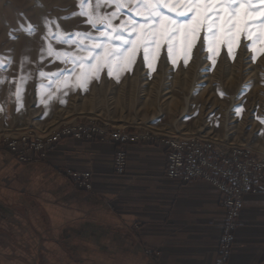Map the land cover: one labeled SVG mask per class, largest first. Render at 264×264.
<instances>
[{"label":"rangeland","instance_id":"obj_1","mask_svg":"<svg viewBox=\"0 0 264 264\" xmlns=\"http://www.w3.org/2000/svg\"><path fill=\"white\" fill-rule=\"evenodd\" d=\"M97 2L0 0V136L43 133L64 122L100 118L130 130L214 136L264 153V27L257 25L252 33V50L243 33L234 58L222 46L214 67L207 59L211 54L198 43L186 65L182 53L173 65L162 49L154 71L138 55L130 70L105 67L95 79L88 63L82 68L73 63L87 55L79 44L93 42L85 34L103 30L90 17L110 19L113 27L128 16L138 18L127 8L111 16L117 12L115 4L104 6L100 0L97 7ZM254 18L259 20L260 13ZM1 149L8 152L0 138ZM54 247L47 260L43 241L36 239L34 261L16 262L12 240L0 232L5 257L0 264H93L83 256H78L82 263L61 261ZM66 252L71 258L73 252Z\"/></svg>","mask_w":264,"mask_h":264},{"label":"crops","instance_id":"obj_2","mask_svg":"<svg viewBox=\"0 0 264 264\" xmlns=\"http://www.w3.org/2000/svg\"><path fill=\"white\" fill-rule=\"evenodd\" d=\"M115 150L109 140L64 139L28 164L0 150V232L17 250L14 261L33 262L40 239L47 260L55 246L61 261L77 263L216 264L225 219L217 189L167 178L160 141L128 145L123 175ZM68 170L91 171L93 190L80 189ZM229 264H264V190L244 198Z\"/></svg>","mask_w":264,"mask_h":264},{"label":"built area","instance_id":"obj_3","mask_svg":"<svg viewBox=\"0 0 264 264\" xmlns=\"http://www.w3.org/2000/svg\"><path fill=\"white\" fill-rule=\"evenodd\" d=\"M0 138L12 158L24 164L47 159L51 150L64 139L109 140L116 145L114 169L117 175L126 172L128 145L160 141L166 147L167 178L182 183L202 180L217 189L225 208V219L216 264L230 263L245 196L264 190V153L247 144L228 143L214 136L130 130L126 125L116 127L100 118H82L64 122L43 133L1 134ZM68 174L80 189L93 190L91 171L68 170Z\"/></svg>","mask_w":264,"mask_h":264},{"label":"snow or ice","instance_id":"obj_4","mask_svg":"<svg viewBox=\"0 0 264 264\" xmlns=\"http://www.w3.org/2000/svg\"><path fill=\"white\" fill-rule=\"evenodd\" d=\"M113 3L117 12L111 16H117L120 10L127 8L138 18L128 16L113 27L110 19L90 17V22L102 25L103 30L96 36L85 34L93 42L79 44L87 55L75 58L73 63L81 68L88 63L95 69L91 73L95 79L105 67L111 69L116 65L130 70L138 55L145 67L154 71V63L159 60L162 49L173 65L177 64V54L182 53L186 65L198 43L202 51L211 54L207 59L212 60L214 67V57L222 46L227 55L234 58V46H239L243 33L250 42L249 50H252V33L257 25L264 27V7L253 6L254 3L264 6V0H103L104 6ZM96 6L101 7L100 0ZM256 12L260 13L259 20L254 18ZM111 74L109 71V76Z\"/></svg>","mask_w":264,"mask_h":264}]
</instances>
